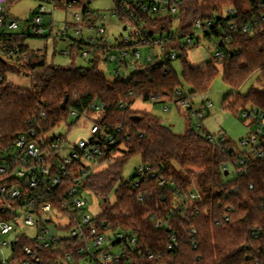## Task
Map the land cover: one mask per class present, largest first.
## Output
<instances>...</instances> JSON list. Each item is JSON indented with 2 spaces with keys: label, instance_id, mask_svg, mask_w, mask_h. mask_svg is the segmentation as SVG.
Listing matches in <instances>:
<instances>
[{
  "label": "trees",
  "instance_id": "16d2710c",
  "mask_svg": "<svg viewBox=\"0 0 264 264\" xmlns=\"http://www.w3.org/2000/svg\"><path fill=\"white\" fill-rule=\"evenodd\" d=\"M182 1L175 18L180 21L183 35L194 34L196 19L216 18L229 6L237 10L238 24H252L251 31L237 30L225 38V57H215L204 68L191 65L181 54L186 46L170 44L181 49L178 58L183 64V78L191 87V99L208 97L221 66L224 81L234 89L223 97L224 108L239 116L250 104L264 111L263 0ZM30 36L4 39L0 34V74L4 75L0 80V153L14 151V139L33 127L48 135L70 118L74 125L83 116L93 117L100 126L97 136L115 134L116 142L105 145L91 136V144L101 146L103 153L89 166L81 160L72 166L78 176L82 171L80 166L87 168L81 187L103 198L106 206L101 219L114 227L134 230L143 247L166 258L173 257L174 264H264V156L235 150L227 139L221 145L211 143L202 133V130L209 132L201 129L202 124L176 133L159 116L139 113L133 107L138 99L178 104V89H187L172 63H168L169 70L154 63L133 72L127 79L110 81L97 65L65 66L48 62L45 52L25 45ZM206 38H211V34ZM16 42H22V52L26 51L27 57L12 63L4 55ZM10 74L29 75L31 87L11 81ZM255 74L259 75L263 88H251L247 94H241L239 89ZM66 94L69 100L67 109H63ZM96 104L102 108L95 109ZM71 110L78 115L72 117ZM136 154L141 155L142 164L150 165L157 173L156 177L145 178L137 188L133 185L134 177L126 179L123 174L126 163ZM243 155L248 160L240 164ZM225 164L228 165L224 167ZM243 166L245 172L238 174ZM159 179L168 182L160 185ZM171 180L175 186L169 183ZM194 183L204 200L181 212L176 206L185 204L183 194ZM73 184L69 177L56 189L60 187L59 191L63 192ZM141 192L144 200H139ZM112 193L116 196L114 203L109 200ZM3 202L0 193V206ZM147 212H154L148 220L144 219ZM3 217L0 213V219ZM157 219L167 220L171 231L178 232L180 242L176 249H169L171 232L156 227ZM192 225L198 230L197 247L191 243L192 235L188 232ZM27 245L35 246V242L21 236L15 245L20 258L25 257L22 252ZM61 247L58 244L39 249L42 264H54L64 254Z\"/></svg>",
  "mask_w": 264,
  "mask_h": 264
},
{
  "label": "built area",
  "instance_id": "2783aa9c",
  "mask_svg": "<svg viewBox=\"0 0 264 264\" xmlns=\"http://www.w3.org/2000/svg\"><path fill=\"white\" fill-rule=\"evenodd\" d=\"M39 1L40 4L28 26L16 31L20 28V22L10 16L7 0H0V34H3L4 39L23 35L64 39L67 46L61 50L63 54L71 58L79 56L88 59L89 66L97 65L102 71V64L110 63L114 65L115 79L129 78L133 73L129 71L131 67L139 70L159 63L168 69V63H172L179 55L177 48L170 44L180 47L191 45L195 42L193 35L196 37L197 32L204 37L211 34L209 39L215 38L217 48L214 56L224 58L225 38L231 37L237 30H252V24L249 22H236L237 10L230 6L225 8L219 16L220 19H196L193 23L194 34L183 35L180 21L175 18L180 13L182 0H113L110 16L118 21L117 24L109 23V15L102 9L93 8L90 5L93 0ZM74 6L82 9L81 12L74 13L71 21L66 19L64 24L56 21L57 9L68 10ZM262 18L264 19V12ZM165 23H168L166 27ZM254 23H257V19ZM115 25L121 26L123 32L115 43H111V27ZM22 47V42H16L4 57L12 63L22 61L27 57V52H22ZM3 78L4 75L0 74V80ZM177 93L178 104L186 108L189 114L201 121L207 117L212 105L208 97L203 98L201 108L195 109L188 90L180 88ZM94 107L97 110L102 108L100 104ZM165 108H168L167 105ZM71 114L72 117L78 115L75 110H71ZM240 117L247 121L249 128V135L241 139L245 148L242 151L263 157L264 111L257 105L250 104L241 111ZM99 130L100 126L94 122L91 134L94 141L105 145L116 142L115 134L104 138L97 136ZM202 133L215 145H221L226 139L224 133L214 134L204 130ZM65 142L64 135H42L39 129L33 127L14 139V151L0 153V193L4 198L0 213L5 215L0 219V238L7 234L14 235L12 239L0 240L1 253H4L6 248L12 250L10 258H0V264H42L43 258L39 249L58 244H62L64 254L55 259L54 264H174L173 257L166 258L162 253L156 254L149 247H143L134 230L114 227L101 219L100 214L93 215L90 212L84 196L88 189L81 187L86 179L87 168L80 166L82 171L78 176L72 165L81 160L89 166L103 153L102 148L91 144L90 138L80 137L71 144L70 152L63 153ZM247 160V155H243L239 162L245 164ZM244 172L243 166L238 174ZM156 176L157 173L152 171L150 165L142 164L133 175V185L140 187L145 178ZM69 177H72L73 185L63 192L59 191L60 187L56 189L57 185L61 186ZM167 182L165 179L158 180L160 185ZM169 183L176 185L173 180ZM43 192H46V195ZM183 195L185 204L176 206L181 212H186L188 208H193L204 200L195 183ZM139 200H144L142 192L139 194ZM172 214L169 213V216ZM153 215L154 212H147L144 219L148 220ZM155 225L171 232L169 249H176L180 242L178 232L171 231L165 219L155 220ZM25 227L33 228L35 234L29 235ZM188 232L192 235L191 243L197 247V228L192 225ZM23 235L31 238L35 246H25L22 252L25 257L20 258L15 245Z\"/></svg>",
  "mask_w": 264,
  "mask_h": 264
},
{
  "label": "rangeland",
  "instance_id": "374dc122",
  "mask_svg": "<svg viewBox=\"0 0 264 264\" xmlns=\"http://www.w3.org/2000/svg\"><path fill=\"white\" fill-rule=\"evenodd\" d=\"M40 4L39 0H14L8 4L9 14L12 18L17 19L20 22V28L16 31H21L28 26L29 21L33 18L34 12ZM90 5L93 8L102 9L105 13L109 15L108 22L111 24H117L118 21L111 19L110 9L113 7V0H93ZM81 7L74 6L68 10L66 9H57L55 11V19L57 22L64 24V20L71 21L75 12H81ZM179 23V22H178ZM60 24V26H61ZM111 43H115L117 38L120 37L122 27L115 25L111 27ZM0 32L2 28L0 27ZM125 34V33H124ZM194 37V43L187 45L185 48L184 54L188 62L197 67L204 68L210 61H215L214 53L217 50L215 45V38L209 39L200 34L196 33ZM27 45L31 49H35L45 52L47 56V61L57 65H70L75 64L78 66H89L90 61L82 57L76 56V58H71L61 52L67 46V43L64 39L56 38H42L30 36L26 39ZM145 49H143L144 51ZM178 52L180 53V48L177 47ZM144 58H142L143 60ZM172 65L177 71L178 75L183 81L185 88L189 91L191 87L188 83L185 82L183 78V64L180 58H176L172 61ZM113 67L114 65L107 63L102 64V69L106 77L110 81H114L115 77L113 76ZM220 71L212 81L208 99L212 102L210 107V112L203 121L198 117H195L189 114V111L184 107H179L175 102H144L142 99H138L133 106L134 109L138 110L139 113L148 112L159 116L163 122L170 126L174 132L182 133L189 126L197 127L199 124H202L201 129H207L209 132L214 134L224 133L226 139L229 140V146L235 150L242 151L244 146L241 144V139L249 135V128L247 121L241 119L239 113H236L230 109L224 108L222 104L223 97L233 91L223 79V73L221 66H219ZM136 67H131L129 69L130 73L135 72ZM258 74L252 76L240 89L239 92L243 95L247 94L251 88L262 89L263 84L261 81H258ZM9 78L11 81L22 87H31L32 79L29 75H16L10 74ZM167 105V109L165 106ZM203 106V98L199 97L194 100V108L199 109ZM93 117L83 116L80 120L71 125L72 118L69 119V122H63L59 126L52 129L48 136H59L64 135L66 137V142L64 143L63 153L70 152L71 144L80 137H85L86 139L90 138L92 134V128L94 125ZM142 157L140 154L132 156L124 167V177L126 179L131 178L136 169L142 165ZM84 196L87 199L89 210L93 215H99L105 209V204L103 198L95 194L91 190L84 192ZM116 196L114 193L110 195V202L114 203ZM25 231L33 236L35 230L30 227H25ZM14 237L12 234H7L1 236L0 240L3 239H12ZM6 256L10 258L12 256V250L6 248L4 253L0 252V258Z\"/></svg>",
  "mask_w": 264,
  "mask_h": 264
},
{
  "label": "water",
  "instance_id": "95a60500",
  "mask_svg": "<svg viewBox=\"0 0 264 264\" xmlns=\"http://www.w3.org/2000/svg\"><path fill=\"white\" fill-rule=\"evenodd\" d=\"M217 19H220V17L218 16ZM68 100H69V94H66L63 102H62V108L63 109H67V103H68ZM140 117L138 116L137 119H139Z\"/></svg>",
  "mask_w": 264,
  "mask_h": 264
},
{
  "label": "crops",
  "instance_id": "0c3cea01",
  "mask_svg": "<svg viewBox=\"0 0 264 264\" xmlns=\"http://www.w3.org/2000/svg\"><path fill=\"white\" fill-rule=\"evenodd\" d=\"M205 118H206V117H205ZM205 118H204V119H205Z\"/></svg>",
  "mask_w": 264,
  "mask_h": 264
}]
</instances>
